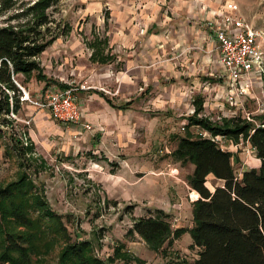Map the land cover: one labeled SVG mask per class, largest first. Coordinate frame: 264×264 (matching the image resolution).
Returning <instances> with one entry per match:
<instances>
[{"label":"rangeland","instance_id":"374dc122","mask_svg":"<svg viewBox=\"0 0 264 264\" xmlns=\"http://www.w3.org/2000/svg\"><path fill=\"white\" fill-rule=\"evenodd\" d=\"M17 1L15 9L20 3ZM187 2L191 4L186 8ZM147 4V0H60L49 9L55 19L52 27L66 25L69 30L38 58L43 72L52 79L48 89L32 78L25 84L30 100L23 101L18 115H13L14 129L26 145V168L13 153L5 152L6 140L0 139V186L24 176L29 190L36 193L33 198L44 199L51 211L62 216L72 241L89 240L94 255L104 260L115 247L134 257L125 261L118 256L111 264H193L199 249L192 246L189 231L173 245H163L164 252H155L129 229L149 209L167 213L172 229L193 227V202L199 194L187 180L194 165L178 161L173 151L178 135L185 134L184 125L194 113L196 101H203L201 114L215 123H229L223 120L233 117L256 124L263 122L264 65L261 72H255L251 80L243 83L247 91L237 98L238 102H228L226 83L216 81L217 43L208 23L221 12L241 16L262 32L264 50V0H155L153 5L172 20L176 14L165 9H178V5L198 9V42L176 43L184 30L168 19L163 29L166 39L176 38L169 40L167 46H151L149 62L142 61L141 54L130 62L135 70L131 68L129 76L136 74L131 77L133 89L120 86L126 76L124 60L107 65L109 71L102 84L101 66L89 61L86 47L92 37L91 25L99 28L102 36L109 28L112 32L117 21L113 9H146ZM13 11L0 14V25L7 23L6 18ZM138 44L116 46L121 56L127 57L132 51L136 57L142 49ZM139 70L145 72V77L139 76ZM57 82L74 88L78 104L92 123L91 129L57 121L49 110L31 102L43 98L47 90L59 89ZM99 93L116 103H133L129 110L113 111L104 107ZM94 115H104L106 121L98 122ZM200 129L193 127L192 132L198 134ZM26 131L33 144L24 135ZM223 145L235 153L233 164L238 177L246 169L259 167L256 151L244 137L224 139ZM216 183L210 176L208 186L213 189ZM4 209L6 205L2 204L0 217ZM0 221V238L6 231L22 230L6 217ZM23 231L27 233L24 228ZM33 233L39 255L32 264H55L64 240L58 243L53 237L46 240L41 232Z\"/></svg>","mask_w":264,"mask_h":264},{"label":"trees","instance_id":"16d2710c","mask_svg":"<svg viewBox=\"0 0 264 264\" xmlns=\"http://www.w3.org/2000/svg\"><path fill=\"white\" fill-rule=\"evenodd\" d=\"M17 2L0 0V14L14 9L7 16V23L0 25V139L6 140L5 152L13 153L26 168L25 143L14 129L13 115L21 110L23 88L32 78L44 82L43 88L49 87L52 79L43 72L38 58L69 29L59 24L52 27L55 19L49 9L60 0H20L15 9ZM57 84L61 89L69 87ZM195 104L194 113L184 125L185 134L178 135L173 151L178 161L194 165L187 180L199 194L193 202V227L172 229L167 213L149 209L146 215L133 221L129 232L141 237L151 250L164 252L163 245H173L189 231L192 246L199 249L193 264H264V115L259 124L241 117L224 119L223 123L227 120L229 123L219 124L201 114L202 100ZM193 127L236 140L244 137L256 149L260 166L246 169L238 177L233 164L235 153L210 138L194 135ZM24 135H28L27 131ZM210 176L218 182L213 189L207 184ZM26 180L23 176L0 186V206L6 205L1 210L2 217L22 229L2 233L1 264H32L39 255L33 232H41L46 240L50 237L58 243L64 240L55 264H111L118 256L125 261L134 258L115 247L113 254L104 260L94 255L89 240L72 241L62 216L51 211L44 199L33 198L36 193L29 190Z\"/></svg>","mask_w":264,"mask_h":264},{"label":"crops","instance_id":"0c3cea01","mask_svg":"<svg viewBox=\"0 0 264 264\" xmlns=\"http://www.w3.org/2000/svg\"><path fill=\"white\" fill-rule=\"evenodd\" d=\"M152 1L155 2V0ZM152 1L147 0L148 4L146 9H113L112 14L114 18L117 19V21L114 22V28H112V32L121 31L116 35L112 33L111 28H109L106 30L105 34L101 36L98 33L99 28H97L93 24L91 25L92 37L87 41L88 43L86 44V47L89 51L88 54L89 61L92 64L101 66L100 69L102 71L103 77H99V79L102 84H104V82L106 81L105 80L107 78L106 74L109 71L107 65L112 63H118L119 61L124 60V65H125L124 71H126L125 72L126 76L123 77L122 79L123 83L121 82L120 86L122 85L123 87L133 89L134 82L132 79L134 78L131 77H134L136 74L135 72H133L132 76H129V70L131 68L132 71L135 70L134 67L130 65V62H132L134 59L140 58L139 54H141L142 61L146 60L149 62L150 59L149 51L151 46L154 45L159 47H163L164 45L167 46L169 44V40L176 38L175 35L172 38L166 39L165 32L163 29L169 23L168 19L171 20L172 22L180 24V27H183L184 30V32L178 34L177 38L175 39L176 43H179L178 41L184 42V40L187 42L186 44H194L198 42L199 34L196 29L197 27L196 21L199 19L198 16L199 13L197 11L198 9H194L193 7H190V9H184L181 8L180 5L176 6L178 9H165L166 11L169 10L171 11V13L176 14L175 19L172 20L169 17L165 18L164 15L161 13V9H158L157 6L153 5ZM190 4L191 2L190 3L187 2L186 8L188 7L187 5ZM104 27L105 28L107 27V23H105ZM156 28H159L160 31ZM151 29H153V31ZM161 30L163 31L162 37H161ZM156 31H158V33ZM136 42L137 44L139 43L140 46H142L141 53L139 52L138 54H136L135 57V53H131L132 52L131 51L128 52L127 57L121 56V54L117 49L116 43H120V44L123 43L124 45L130 44L132 45V47H134ZM66 55H69V53L67 52ZM218 59H219V53L216 57V63H215V66L217 68L216 71H218V79L215 80L221 82L222 84L224 82V70L223 67L220 65ZM123 74L124 73H121L119 75L120 78H122ZM145 75H146L145 72H141L139 70V76L145 77ZM23 90L25 91V88H23ZM99 95L105 101L106 106L104 107L111 109L113 111L124 112L126 110H129L133 103L132 100H125L116 103L110 97L106 96L104 93H99ZM79 108L83 120L86 123L90 124L92 127L91 121L88 118H86L83 109L81 108L80 105ZM94 117L97 118L96 120L98 122L104 123L106 121V116L104 115H97V116L94 115ZM258 164H259L258 166H260V160Z\"/></svg>","mask_w":264,"mask_h":264},{"label":"built area","instance_id":"2783aa9c","mask_svg":"<svg viewBox=\"0 0 264 264\" xmlns=\"http://www.w3.org/2000/svg\"><path fill=\"white\" fill-rule=\"evenodd\" d=\"M210 32L216 40L219 63L224 70V82L228 90L227 100L236 104L237 98L246 93L244 82L251 80L255 72H261L264 65V50L261 31L253 27L245 18L221 12L208 23ZM48 89V88H47ZM44 97L31 101L41 109L49 110L51 116L60 122L71 123L84 129L91 125L83 120L74 88L47 90ZM22 101L30 100L23 90ZM250 118V117H248ZM198 135L212 139L223 149V135H213L200 129ZM254 151L256 149L252 147ZM227 150V149H226Z\"/></svg>","mask_w":264,"mask_h":264},{"label":"bare ground","instance_id":"6f19581e","mask_svg":"<svg viewBox=\"0 0 264 264\" xmlns=\"http://www.w3.org/2000/svg\"><path fill=\"white\" fill-rule=\"evenodd\" d=\"M195 194H197V192H195Z\"/></svg>","mask_w":264,"mask_h":264}]
</instances>
